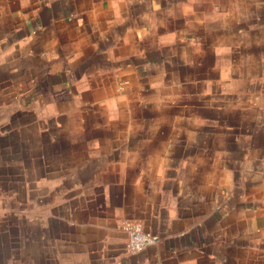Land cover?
<instances>
[{
	"label": "crops",
	"instance_id": "1",
	"mask_svg": "<svg viewBox=\"0 0 264 264\" xmlns=\"http://www.w3.org/2000/svg\"><path fill=\"white\" fill-rule=\"evenodd\" d=\"M0 264H264V0H0Z\"/></svg>",
	"mask_w": 264,
	"mask_h": 264
},
{
	"label": "built area",
	"instance_id": "2",
	"mask_svg": "<svg viewBox=\"0 0 264 264\" xmlns=\"http://www.w3.org/2000/svg\"><path fill=\"white\" fill-rule=\"evenodd\" d=\"M123 227L128 234V247L131 251H141L159 240L158 234L146 230L138 221L125 222Z\"/></svg>",
	"mask_w": 264,
	"mask_h": 264
}]
</instances>
